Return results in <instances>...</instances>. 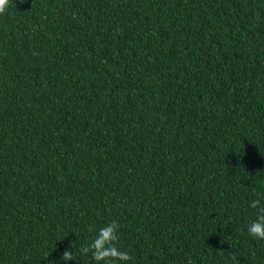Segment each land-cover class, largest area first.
Returning a JSON list of instances; mask_svg holds the SVG:
<instances>
[{
    "label": "trees",
    "instance_id": "trees-1",
    "mask_svg": "<svg viewBox=\"0 0 264 264\" xmlns=\"http://www.w3.org/2000/svg\"><path fill=\"white\" fill-rule=\"evenodd\" d=\"M252 200L264 0H9L0 264H97L112 221L123 264H264Z\"/></svg>",
    "mask_w": 264,
    "mask_h": 264
},
{
    "label": "clouds",
    "instance_id": "clouds-1",
    "mask_svg": "<svg viewBox=\"0 0 264 264\" xmlns=\"http://www.w3.org/2000/svg\"><path fill=\"white\" fill-rule=\"evenodd\" d=\"M20 2L23 3V0ZM8 6L9 0H0V14L5 13ZM249 207L257 210V217L249 223L248 234L255 239L264 240V204L260 200H252L249 202ZM118 228L119 225L116 221L100 228L92 242L81 247V254L91 253L92 259L97 264H101V262L102 264H123V262L132 260L133 258L128 252L122 251L116 246ZM60 259L63 261L74 260L73 251L65 249ZM47 264H56V261H47Z\"/></svg>",
    "mask_w": 264,
    "mask_h": 264
}]
</instances>
